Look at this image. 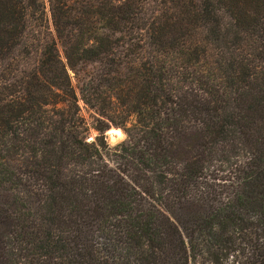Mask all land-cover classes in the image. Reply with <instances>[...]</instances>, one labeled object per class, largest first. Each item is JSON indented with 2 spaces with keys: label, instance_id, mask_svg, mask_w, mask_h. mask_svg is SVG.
I'll list each match as a JSON object with an SVG mask.
<instances>
[{
  "label": "trees",
  "instance_id": "16d2710c",
  "mask_svg": "<svg viewBox=\"0 0 264 264\" xmlns=\"http://www.w3.org/2000/svg\"><path fill=\"white\" fill-rule=\"evenodd\" d=\"M0 264H264V0H0Z\"/></svg>",
  "mask_w": 264,
  "mask_h": 264
},
{
  "label": "rangeland",
  "instance_id": "374dc122",
  "mask_svg": "<svg viewBox=\"0 0 264 264\" xmlns=\"http://www.w3.org/2000/svg\"><path fill=\"white\" fill-rule=\"evenodd\" d=\"M80 116L85 120V122L88 124V126L91 127V124L93 123V118H92L93 117V114H92L91 111H89L86 108H84L81 103H80ZM114 130H119V129L111 128L105 134V135H107L106 136V140H107V142L111 146H114V145H116V144H118V143H120L121 141L124 140V137L121 139L120 136H118V135L115 134V131ZM95 136H96V133L90 128L89 129V138H88V141L89 140L93 141V139H94Z\"/></svg>",
  "mask_w": 264,
  "mask_h": 264
},
{
  "label": "clouds",
  "instance_id": "9594fccd",
  "mask_svg": "<svg viewBox=\"0 0 264 264\" xmlns=\"http://www.w3.org/2000/svg\"><path fill=\"white\" fill-rule=\"evenodd\" d=\"M114 131H115L116 135L121 137V139L124 137V133L122 131H120V130H114ZM86 142H91V140L86 141Z\"/></svg>",
  "mask_w": 264,
  "mask_h": 264
},
{
  "label": "bare ground",
  "instance_id": "6f19581e",
  "mask_svg": "<svg viewBox=\"0 0 264 264\" xmlns=\"http://www.w3.org/2000/svg\"><path fill=\"white\" fill-rule=\"evenodd\" d=\"M111 131H112V130H111ZM111 131H110V132H111ZM117 138H118V137H117Z\"/></svg>",
  "mask_w": 264,
  "mask_h": 264
},
{
  "label": "water",
  "instance_id": "95a60500",
  "mask_svg": "<svg viewBox=\"0 0 264 264\" xmlns=\"http://www.w3.org/2000/svg\"><path fill=\"white\" fill-rule=\"evenodd\" d=\"M107 136V135H106Z\"/></svg>",
  "mask_w": 264,
  "mask_h": 264
}]
</instances>
